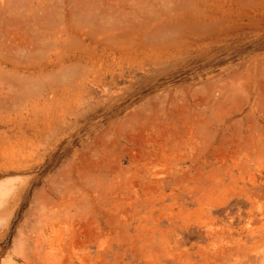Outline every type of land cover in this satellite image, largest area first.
Segmentation results:
<instances>
[{"label": "rangeland", "instance_id": "1", "mask_svg": "<svg viewBox=\"0 0 264 264\" xmlns=\"http://www.w3.org/2000/svg\"><path fill=\"white\" fill-rule=\"evenodd\" d=\"M0 264H264V0H0Z\"/></svg>", "mask_w": 264, "mask_h": 264}]
</instances>
